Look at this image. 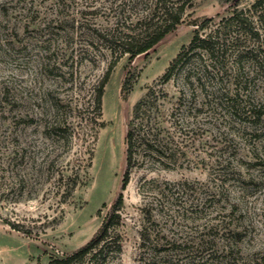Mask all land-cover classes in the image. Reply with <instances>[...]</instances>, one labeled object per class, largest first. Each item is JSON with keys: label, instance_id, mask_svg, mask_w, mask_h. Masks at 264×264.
Masks as SVG:
<instances>
[{"label": "rangeland", "instance_id": "374dc122", "mask_svg": "<svg viewBox=\"0 0 264 264\" xmlns=\"http://www.w3.org/2000/svg\"><path fill=\"white\" fill-rule=\"evenodd\" d=\"M255 1L189 0L184 23L130 60L96 30L142 12L139 0H0V264H48L96 235L121 193L128 124L150 88L161 91L159 135L135 119V166L111 232L122 251L111 264H146L145 228L153 232L147 246L169 241L170 257L186 258L201 240L221 245L231 231L241 234L244 256L264 254V68L244 60L240 70L232 56L215 82L233 99L221 106L189 84V76L205 78L197 58L163 83L197 24ZM114 61L98 112L96 89ZM76 172L83 185L64 199L60 177Z\"/></svg>", "mask_w": 264, "mask_h": 264}, {"label": "trees", "instance_id": "16d2710c", "mask_svg": "<svg viewBox=\"0 0 264 264\" xmlns=\"http://www.w3.org/2000/svg\"><path fill=\"white\" fill-rule=\"evenodd\" d=\"M231 1L227 0V3ZM139 4L146 6L142 12L124 16V20H121L109 31L96 30L98 38L112 42L115 45L113 50L119 51L120 57L128 55L130 60L148 54L167 35L176 31L184 23L183 18L187 8L193 7V4H189V0H139ZM258 10L264 11V0H256L248 10L234 9L229 17L220 19L210 17L197 24L190 44L184 46L172 61L163 83L172 79L173 73L186 58H188L187 60L197 58L202 67L201 77L205 76V78L202 80L200 75L198 78L189 76L187 78L189 84L193 86L195 82H198L203 86L208 104L214 102L216 106H221L223 98H226V101L233 100L228 98L227 91L220 92L216 88L215 82L222 79V69H225L228 60L235 54L240 70L244 68L242 66L244 60L251 64L254 71L264 68V28L259 26L264 19V12H258ZM116 63V61L113 62L96 89L95 109L98 112L102 109L105 87ZM160 93L161 91L158 93L155 88H150L146 96L137 104L134 118L128 124L127 168L121 183V193L111 211L104 218L101 228L86 245L72 254L51 257L48 264H111L116 255L122 251L120 237L112 236L111 232L113 228L120 225L122 220L123 191L129 184L131 171L135 166L136 144L140 140V134L139 136L136 134L135 119H141V128L143 124H146L148 127L146 135L153 137L155 133L157 136L159 135L156 126L158 117L153 115V109ZM107 125V123L101 122L100 127L105 128ZM89 160L88 168L91 167L93 160L92 153ZM64 180H66L64 199L69 198L78 186L83 185L79 172H76L74 176L65 177L62 175L60 181ZM146 219L148 223H154L153 214L149 211L146 214ZM10 225L14 229H21L19 225ZM152 234L153 232L148 228L141 231V245L146 249V264H264V254L256 253L252 256L242 254L240 244L243 239L239 232L231 231L228 237L222 235L219 238L222 240L221 245L216 243V237L213 240H201L196 252L193 249L194 252H189L186 258H182L180 255L170 257L166 251L171 249V246H164L169 245V241L160 245V240L156 239L157 246L150 249L147 242H152ZM172 245L176 246V243ZM159 246L163 248H159ZM178 247L181 248L180 245Z\"/></svg>", "mask_w": 264, "mask_h": 264}]
</instances>
